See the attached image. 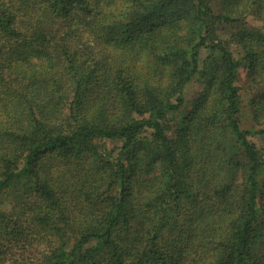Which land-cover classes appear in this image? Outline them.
<instances>
[{
    "label": "trees",
    "instance_id": "trees-1",
    "mask_svg": "<svg viewBox=\"0 0 264 264\" xmlns=\"http://www.w3.org/2000/svg\"><path fill=\"white\" fill-rule=\"evenodd\" d=\"M0 264H264V0H0Z\"/></svg>",
    "mask_w": 264,
    "mask_h": 264
},
{
    "label": "rangeland",
    "instance_id": "rangeland-1",
    "mask_svg": "<svg viewBox=\"0 0 264 264\" xmlns=\"http://www.w3.org/2000/svg\"><path fill=\"white\" fill-rule=\"evenodd\" d=\"M240 85L243 84V75L241 74L240 76ZM198 85L196 83H192V84H189L188 87H187V90H186V97L187 98H190L192 96V92L193 90L197 87ZM242 89V88H241ZM247 89H245L243 87V92H244V96H245V93H247L248 91H246ZM241 115H240V123L242 126L244 127H247L250 125V119H249V112H248V107H247V100L244 99L243 100V108H242V111H241Z\"/></svg>",
    "mask_w": 264,
    "mask_h": 264
}]
</instances>
